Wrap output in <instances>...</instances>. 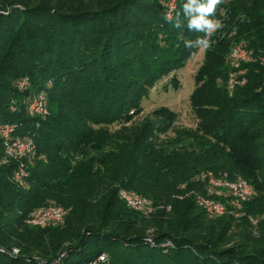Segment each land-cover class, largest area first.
<instances>
[{
    "label": "trees",
    "instance_id": "1",
    "mask_svg": "<svg viewBox=\"0 0 264 264\" xmlns=\"http://www.w3.org/2000/svg\"><path fill=\"white\" fill-rule=\"evenodd\" d=\"M168 1L0 0V126L36 147L23 185L13 164L0 167L8 252L0 264H91L102 255L103 264H264V0H219L205 16L221 20L208 48L197 44L205 29L188 27L187 0H175L167 18ZM237 44L250 60L241 64L245 84L230 93ZM200 48L189 96L199 137L174 129L167 108L133 124L149 92L168 77L175 88ZM39 93L44 118L27 112ZM204 171L252 186L239 218L207 219L186 196ZM121 190L163 208L132 211ZM49 205L66 211L60 224H27Z\"/></svg>",
    "mask_w": 264,
    "mask_h": 264
},
{
    "label": "built area",
    "instance_id": "2",
    "mask_svg": "<svg viewBox=\"0 0 264 264\" xmlns=\"http://www.w3.org/2000/svg\"><path fill=\"white\" fill-rule=\"evenodd\" d=\"M174 1L169 0L166 17L171 16L174 10ZM219 22L220 19L212 20ZM219 26V27H220ZM218 29V28H217ZM216 29V30H217ZM205 30V39L208 40L215 32ZM231 69L227 74V89L231 93L236 87L245 84L244 71L241 64L250 60V53L243 44L235 45L230 54ZM20 91L28 87L26 79H21L17 83ZM46 96L39 93L28 100L27 112L34 118H44L47 116ZM36 157V147L29 138H20L16 127L11 125L0 126V167H7L13 164V179L19 185H23L27 177V170L32 166ZM194 182L200 189L190 190L186 196L193 197L196 206L203 212L207 219L214 220L224 216L237 219L241 216L242 205L251 201L254 196L253 188L242 179L227 180L225 177L215 175L213 172L204 171L194 176ZM119 198L126 208L138 212L144 216H150L163 207H157L152 201L133 192L120 191ZM182 199V197H179ZM166 211L170 207H164ZM66 211L58 206L49 205L45 208L34 211L27 224L33 227L45 229L60 224L66 216ZM252 225H256V220L249 218ZM7 250L0 247V253H7ZM18 250L12 249L11 255H17ZM107 261L105 255L100 256L94 263L103 264ZM43 264V263H39Z\"/></svg>",
    "mask_w": 264,
    "mask_h": 264
},
{
    "label": "rangeland",
    "instance_id": "3",
    "mask_svg": "<svg viewBox=\"0 0 264 264\" xmlns=\"http://www.w3.org/2000/svg\"><path fill=\"white\" fill-rule=\"evenodd\" d=\"M175 5L174 1V7ZM220 18H223V13ZM202 59L203 49L200 48L196 57L188 61L186 68L174 75L176 79L175 88L169 84L171 77L164 79L153 88L143 101L142 111L135 118L133 124L144 121L160 108H167L170 112V118L174 121V129H180L186 134L191 133L199 137L195 130L197 120L191 112L189 96L194 88V75L201 65ZM173 137L174 132L169 131L167 134H161L159 142L163 143L166 139H172Z\"/></svg>",
    "mask_w": 264,
    "mask_h": 264
},
{
    "label": "clouds",
    "instance_id": "4",
    "mask_svg": "<svg viewBox=\"0 0 264 264\" xmlns=\"http://www.w3.org/2000/svg\"><path fill=\"white\" fill-rule=\"evenodd\" d=\"M219 0H207V3L199 2V0H187V3L184 4L183 10L185 17H191L188 20V27L196 29H205L208 32L215 31L219 28V22L209 21L205 19V16L211 14L215 11V6ZM196 13L197 15L193 16L192 14ZM176 27H180V24L177 22ZM197 44H202L205 48L210 46L209 41L206 39H201L197 41ZM189 46L190 43H189Z\"/></svg>",
    "mask_w": 264,
    "mask_h": 264
}]
</instances>
